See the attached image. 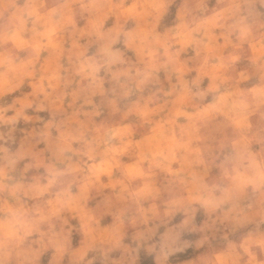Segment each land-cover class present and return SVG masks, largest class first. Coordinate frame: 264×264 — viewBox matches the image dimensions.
I'll use <instances>...</instances> for the list:
<instances>
[{
  "label": "rangeland",
  "instance_id": "rangeland-1",
  "mask_svg": "<svg viewBox=\"0 0 264 264\" xmlns=\"http://www.w3.org/2000/svg\"><path fill=\"white\" fill-rule=\"evenodd\" d=\"M0 264H264V0H0Z\"/></svg>",
  "mask_w": 264,
  "mask_h": 264
}]
</instances>
